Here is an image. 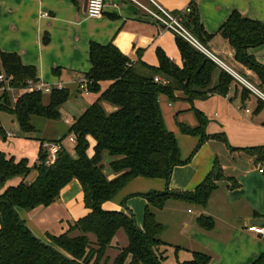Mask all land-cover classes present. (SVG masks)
Here are the masks:
<instances>
[{
  "label": "crops",
  "instance_id": "0c3cea01",
  "mask_svg": "<svg viewBox=\"0 0 264 264\" xmlns=\"http://www.w3.org/2000/svg\"><path fill=\"white\" fill-rule=\"evenodd\" d=\"M192 2L198 7L206 32L204 43L198 41L206 50L205 54L219 67L213 75L211 88L218 85L222 70L231 75L234 82L226 96L214 93L190 103L183 92H176L174 101L161 95L159 102L166 126L177 138L183 161L190 158L201 141L200 135H185L180 128V125L197 128L196 112L205 119L204 131L210 139L188 164L174 168L169 184L163 179L138 177L103 208L126 211V205L142 228L148 202L136 197L138 194L194 191L217 161L224 179L218 183L206 207L168 201L164 209L155 210L158 222L165 227L161 239L166 245L160 247V251L165 252L163 264L171 259L172 264L190 261L195 253L210 256V264H255L264 255V239L250 233L248 227L264 225V152L248 150L264 147V79L236 57L235 49L220 29L234 12L264 24V0H105L100 19L87 15V0H0V51L18 55L24 66L36 70L38 80L51 85L62 84L74 95L84 96L87 106L82 107V115L99 98V94L81 92L74 84L75 79L85 76L92 68V44L114 45L145 75L151 72L141 64L158 68V52L183 67L176 35L141 5L153 12H158V5L182 20ZM45 13L50 16L44 17ZM246 54L264 66V44L248 48ZM109 86V82L101 83L102 91ZM104 108L108 113L116 111V107L107 103ZM61 112V120L64 118L69 129L77 118L65 117L63 108ZM49 128L47 139L64 137L65 134L60 135L54 126ZM10 135L14 137L13 133ZM68 137L63 145L74 155L76 144ZM38 142L40 153L41 141ZM89 142L88 155L93 157L96 143L91 137ZM112 161L106 153L105 173L110 180L116 177L110 168ZM37 177V171L26 178L15 177L10 187L23 181L33 183ZM167 211L171 218L164 222L161 217ZM18 213L38 238L46 240L49 235L58 237L68 232L90 210L84 202L82 185L73 180L52 205L31 211L19 209ZM201 216L213 221L211 230L198 225L197 219ZM118 235L119 232L112 246L120 252L117 248L127 247L128 239L116 242Z\"/></svg>",
  "mask_w": 264,
  "mask_h": 264
},
{
  "label": "trees",
  "instance_id": "16d2710c",
  "mask_svg": "<svg viewBox=\"0 0 264 264\" xmlns=\"http://www.w3.org/2000/svg\"><path fill=\"white\" fill-rule=\"evenodd\" d=\"M188 9L182 16V23L203 44L206 32L198 7L192 2ZM220 33L229 40L236 57L264 79V66L246 54L248 48L264 44V24L234 12ZM176 42L184 66H177L164 53L158 52V68L141 64L150 70V75L140 73L114 45L92 44V68L85 77L90 82L89 92L99 94V98L59 140L36 138L41 131L37 121H60L61 110L72 95L69 89H53L50 94L25 92L15 104L8 93L0 97V112L17 120L25 138L41 141L42 146L45 142H61L71 134L76 137L74 155L62 147L53 165L46 164L47 154L42 147L34 169L29 167L27 159L17 162L13 157L0 154V188L15 177L26 178L33 170L38 173L33 183L23 181L0 194V264H110L107 251L114 248L113 241L120 231L125 232L128 246L117 248L120 253L111 264H163L165 252H161L160 247L166 245L161 239L165 227L158 222L155 210L164 209L168 201L206 207L218 183L224 179L217 161L194 191L138 194L136 197L148 202L142 228L126 205V211H107L103 205L138 177L163 179L169 184L174 168L191 161L181 159L177 138L166 126L159 102L161 95L174 101L175 93L183 92L193 103L195 99L207 98L214 93L226 96L234 82V78L222 70L218 85L211 88L218 65L183 38L176 36ZM1 74L13 77L11 85L15 88H23L27 80L37 79L36 70L24 66L18 55L0 51ZM156 76L169 83H156ZM104 82H109L110 86L102 91L101 83ZM104 103L113 105L116 111L108 113ZM196 116L197 128L185 125L180 128L185 135L201 136L199 149L210 137L204 131L205 119L199 112ZM0 135L5 136L2 126ZM89 137L96 143L93 157L88 155ZM248 151L263 153L264 147ZM106 153L113 159L110 164L116 175L113 180L105 173ZM73 180L82 185L84 202L90 213L63 235H49L50 243L38 238L18 210L31 211L39 206L52 205L59 200L62 189ZM197 223L205 230L214 226L213 221L204 216L199 217ZM210 261L207 254L195 253L192 260L178 264H210ZM255 264H264V255Z\"/></svg>",
  "mask_w": 264,
  "mask_h": 264
},
{
  "label": "built area",
  "instance_id": "2783aa9c",
  "mask_svg": "<svg viewBox=\"0 0 264 264\" xmlns=\"http://www.w3.org/2000/svg\"><path fill=\"white\" fill-rule=\"evenodd\" d=\"M156 6L158 12H153L141 5L143 9L149 12L155 18V20L158 21L167 30L171 31L176 36L183 38L194 48L204 53H207L206 50L198 41V39L194 37V35L183 25L182 20L179 16L173 15L172 13L164 10L158 5ZM104 8H105V0H88L86 12L90 18L100 19L103 16ZM187 11H189V9H187ZM49 16L50 15L48 13L44 14V17H49ZM12 81H13V77L7 78L5 74L0 75V97L3 96L5 93H8L12 98L14 104L18 102L19 96L25 92H42L45 94H50L53 91V89H58V90L66 89V87L62 84L51 85L38 79L27 80L25 82V87L15 88L11 85ZM154 81L158 84H163V85H167L169 83L167 79L162 78L160 76H156ZM74 84L78 86L81 92L85 94L90 93L89 92L90 82L85 76L75 79ZM67 139L71 143L76 144L75 135L72 134ZM63 141L64 140L58 143L45 142L42 144L41 147L43 151L47 154V160H46L47 165H53L56 163L58 159V154L62 149V147H64ZM261 172H263V170H261ZM248 231L256 235L257 237L264 239V225L249 226Z\"/></svg>",
  "mask_w": 264,
  "mask_h": 264
},
{
  "label": "rangeland",
  "instance_id": "374dc122",
  "mask_svg": "<svg viewBox=\"0 0 264 264\" xmlns=\"http://www.w3.org/2000/svg\"><path fill=\"white\" fill-rule=\"evenodd\" d=\"M73 95L74 94L72 93V96ZM85 99L86 98L84 96L82 97V96L74 95L73 97H71V99L63 107V115L65 117L78 119L81 116L82 107L87 106ZM47 101H48V95L45 96V102ZM0 121H1L2 126L4 127L5 133L8 134L6 138L3 135H0V154L3 153L5 155L6 154L11 155L17 161H20L22 159H27L29 162V167L31 169H34V166L36 164V159H37L39 149H40L39 142L37 140H31V139L26 140L25 137L23 136V133L21 132V129H20V126L17 120L9 116L8 114L0 113ZM37 124L40 125L41 131L35 135L36 138H42V137L46 138L47 133H48L47 130L48 129L50 130L49 128L50 125L54 126V128L60 135H64L68 131L67 125L64 122V118L57 122L40 120L39 122L37 121ZM10 133H13L14 137H10L11 136ZM197 149H198V146L194 150V152L192 153L189 159H191V157L195 155V151ZM10 182L11 180L7 181L4 187L0 188V194H2L1 191H3L6 187L7 188L10 187ZM170 218L171 216H170L169 211L164 213V215H162L161 217L162 221L164 222H167L168 219L170 220ZM92 240H95L93 236H92ZM126 240H127V236L125 232L120 231L118 237L116 238V242L122 243V241H126ZM45 241L50 243L48 238ZM119 253L120 252H117L116 249L114 248H111L107 251V256H109L111 259L110 264L119 255ZM166 264H172V259L169 260Z\"/></svg>",
  "mask_w": 264,
  "mask_h": 264
},
{
  "label": "water",
  "instance_id": "95a60500",
  "mask_svg": "<svg viewBox=\"0 0 264 264\" xmlns=\"http://www.w3.org/2000/svg\"><path fill=\"white\" fill-rule=\"evenodd\" d=\"M87 3H88V0H87Z\"/></svg>",
  "mask_w": 264,
  "mask_h": 264
}]
</instances>
